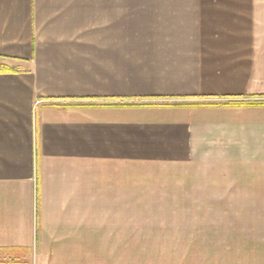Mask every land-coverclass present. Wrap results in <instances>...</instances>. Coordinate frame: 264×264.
Masks as SVG:
<instances>
[{"label":"crops","instance_id":"0c3cea01","mask_svg":"<svg viewBox=\"0 0 264 264\" xmlns=\"http://www.w3.org/2000/svg\"><path fill=\"white\" fill-rule=\"evenodd\" d=\"M253 101L264 0H0V264H130L145 205L264 221Z\"/></svg>","mask_w":264,"mask_h":264},{"label":"rangeland","instance_id":"374dc122","mask_svg":"<svg viewBox=\"0 0 264 264\" xmlns=\"http://www.w3.org/2000/svg\"><path fill=\"white\" fill-rule=\"evenodd\" d=\"M256 206L145 205L162 218L144 221L151 234L137 239H149L141 245L149 250L130 252V264H264V221L253 218Z\"/></svg>","mask_w":264,"mask_h":264},{"label":"trees","instance_id":"16d2710c","mask_svg":"<svg viewBox=\"0 0 264 264\" xmlns=\"http://www.w3.org/2000/svg\"><path fill=\"white\" fill-rule=\"evenodd\" d=\"M3 70H10V68L4 67L2 68ZM248 104H264V101H253V102H248Z\"/></svg>","mask_w":264,"mask_h":264}]
</instances>
